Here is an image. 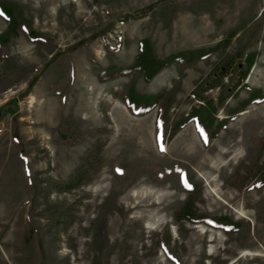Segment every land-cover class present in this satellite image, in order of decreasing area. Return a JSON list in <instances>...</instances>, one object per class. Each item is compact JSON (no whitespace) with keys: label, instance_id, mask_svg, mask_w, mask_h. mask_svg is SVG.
Masks as SVG:
<instances>
[{"label":"rangeland","instance_id":"374dc122","mask_svg":"<svg viewBox=\"0 0 264 264\" xmlns=\"http://www.w3.org/2000/svg\"><path fill=\"white\" fill-rule=\"evenodd\" d=\"M0 3L17 23L0 16V264H264V0ZM140 40L156 60L213 52L148 82L98 79L132 66ZM225 62L233 75L203 89ZM129 91L157 103L133 114ZM197 108L211 139L183 123ZM184 206L239 228L176 220Z\"/></svg>","mask_w":264,"mask_h":264},{"label":"trees","instance_id":"16d2710c","mask_svg":"<svg viewBox=\"0 0 264 264\" xmlns=\"http://www.w3.org/2000/svg\"><path fill=\"white\" fill-rule=\"evenodd\" d=\"M0 13H2V15H0L2 19H4L7 23V33H10V31H12L17 25L12 9L0 3ZM7 33L5 35H0V44H2L3 41H5L7 37ZM212 52L213 49L179 52L170 55L169 57L164 58L163 60H156L150 54V48L148 46V42L146 40H140L138 43V53L135 57L132 66L128 68L120 69L117 72L113 71L111 68H107L102 70L97 77L99 80L103 81L114 77L118 72L121 74H127L133 71H140L143 75L144 81L148 82L159 70H161L164 67L170 66L171 64H181V63L190 64L196 60L203 59L209 56ZM251 61H252L251 59L248 60L247 67L245 68V70H241L237 66L234 75L231 74L230 72L231 70L230 62H225L222 65L215 67L213 69L211 76L207 78L208 80L205 82L202 88L207 90L214 86H217L221 82V79L228 75H233L232 78H230V86L227 89L229 93H233V91L236 89L245 88L246 86L243 83V80L246 76L247 68L250 67L251 65ZM189 96L191 98H196V99L199 98L195 90L190 92ZM157 100H158L157 96L136 95L132 91L127 92L124 97L125 105L129 108V110L133 114L136 115L146 113L150 108H153L156 105ZM258 100H259L258 98L256 99L254 98L253 101H258ZM248 103L250 102L248 101ZM220 104H222V102H220ZM242 107L244 108L245 105H243ZM163 109L165 110V108H163L162 106L159 107V110L157 112V117L159 119L162 116V113L164 112ZM202 112L203 110H200L198 108L194 109L193 112L190 113L188 118L183 121V123L185 121H190V120L194 121L199 134L202 137H208V139H211L215 135V131H212L213 128L211 130L213 124V118L203 117ZM3 114L5 113L4 112L1 113L0 111V119L2 118ZM182 125L183 124H181L180 126ZM259 185L264 186V175L261 177L259 181ZM174 218L176 220H180L184 218L191 223H203L208 227L214 229H220L226 234L236 232L239 228L238 222H232L229 218L225 216H221V217L220 216L208 217L203 215L193 216V214L190 213L188 207L186 206L180 208L175 213Z\"/></svg>","mask_w":264,"mask_h":264},{"label":"bare ground","instance_id":"6f19581e","mask_svg":"<svg viewBox=\"0 0 264 264\" xmlns=\"http://www.w3.org/2000/svg\"><path fill=\"white\" fill-rule=\"evenodd\" d=\"M187 139H188V136H183V139H182V142H181V151H186L187 149H186V146H187ZM194 147V146H193ZM195 149V148H194ZM196 150V149H195ZM197 151V150H196ZM198 151L197 152H195V155H197V156H199L198 155ZM194 154V153H193ZM200 154V153H199ZM203 166V164L202 163H199L198 165H197V167H202ZM213 190V189H212ZM202 229H203V227H201Z\"/></svg>","mask_w":264,"mask_h":264},{"label":"snow or ice","instance_id":"6c2138e0","mask_svg":"<svg viewBox=\"0 0 264 264\" xmlns=\"http://www.w3.org/2000/svg\"><path fill=\"white\" fill-rule=\"evenodd\" d=\"M0 15H2V13H0Z\"/></svg>","mask_w":264,"mask_h":264}]
</instances>
